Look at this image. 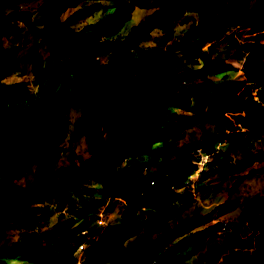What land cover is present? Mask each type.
<instances>
[{"label": "trees", "instance_id": "obj_1", "mask_svg": "<svg viewBox=\"0 0 264 264\" xmlns=\"http://www.w3.org/2000/svg\"><path fill=\"white\" fill-rule=\"evenodd\" d=\"M241 1L114 0L118 26L130 18L135 7L145 8L151 3L153 8L123 37L112 39L109 36L115 30L111 29V22L105 24L99 20L90 26L104 33L99 38L93 37L87 28L73 30L61 20V14L73 6V0H44L41 9L47 11L40 28L31 22L26 10L3 13L1 7L13 6V0H0V54H3L6 26L19 21L44 43L48 56L45 65L38 62L36 49L40 42L34 45L30 55L34 89L4 83L0 74V239L10 225L27 218L37 220L35 213L41 209L40 203L49 197L48 194L61 195L72 212L82 215L80 226L69 228L62 235L47 239L46 243H41L36 233L31 232L8 246L0 245V264H18L19 261L25 264L30 256L36 264H80L75 249L82 243L88 244L82 264L177 263L178 244L174 238L194 222H208L209 214L194 209L190 216L169 222L178 219L184 209V204L179 207L173 204L189 202L192 197L172 191L176 179L168 170H174L184 178L195 172L199 157L189 154L197 147L211 149L204 175L207 178L216 175L219 181L250 168L260 159V153L252 151L253 143L247 134L260 135L264 130V105L253 99L248 86L243 83L224 88L208 76L222 67L228 57L243 53L260 55L257 37L264 31V0H255L248 9L228 20L191 24L180 40L166 46V67L155 68L153 51L144 48L142 43L150 39L154 29L171 27L188 10L199 9L210 18L217 9L224 7L225 2L238 6ZM232 24L245 25L255 33L256 40L239 44L227 37L233 50L226 52L224 57L217 55L211 45L202 49L197 42V37L204 32L209 33L211 40L222 38L227 25ZM176 50H180L178 56L174 53ZM99 54L103 55L102 60H99ZM37 62L45 69L39 68ZM255 74L258 82L264 76V62L256 67ZM193 94L201 108H208L205 113L212 123L226 113H244L245 116L237 121L236 128L222 134H203L196 142L170 148L156 169L135 180L137 174L132 171L136 164H124L126 156L135 151L150 152L153 141L148 140L143 147L139 144L141 137L154 131L159 133V143L167 146L172 134L167 124L175 117L172 112L180 109L186 96ZM70 105L80 110L78 133L90 148V157L82 160L80 155L70 151L67 155L70 167L60 168L64 174L63 183L53 180L48 184L47 174L62 152L63 136L56 130L57 122ZM246 123L250 126L242 130ZM101 134H105L103 140ZM221 139H225L229 147L225 151L215 146ZM234 147L239 154L236 161L232 154ZM27 158L34 164L39 183L22 182ZM79 176L93 178L109 198L121 194L123 213H138L141 233L133 248V258L125 260L127 235L122 232L108 240L88 241L87 235L93 232L87 230L86 215L96 211L102 201L95 198L93 186L84 185L82 191L78 190ZM245 177L236 173L227 189L228 195ZM72 194L80 205L75 203ZM238 218L248 226L250 233L243 248L227 244V264H264V195L249 199ZM219 226L218 223L207 225L192 236L205 237L219 231Z\"/></svg>", "mask_w": 264, "mask_h": 264}, {"label": "rangeland", "instance_id": "obj_2", "mask_svg": "<svg viewBox=\"0 0 264 264\" xmlns=\"http://www.w3.org/2000/svg\"><path fill=\"white\" fill-rule=\"evenodd\" d=\"M62 1L67 2L68 0ZM254 1L242 0L238 6L225 2L224 7L217 9L210 18H207L206 13L199 9L188 10L175 20L171 27L165 30L154 29L151 32L150 39L144 41L142 46L153 51L155 58H153L152 65L155 68L166 67V46L171 42L180 40L191 24L206 22L207 20L213 22L228 20L240 11L248 9ZM43 2L44 0H13V6L3 5L1 11L8 13L13 10H26L30 13L31 22L40 28L47 11V9H41ZM113 3L114 0H73V6L67 8L61 14V20L65 21L73 30L87 28L86 31L94 34L93 37L99 38L104 33L90 26L99 20H103L105 24L111 22V29L115 31L109 38H121L132 25L138 23L153 8L151 3L145 8L135 7L130 14V18L123 25L118 26L116 25L118 15H116ZM112 17H114V21H112ZM258 36L257 41L260 42L258 47L261 50L258 57L250 56L247 53L234 58L228 57L225 64L216 68L208 77L216 85L224 88H233L243 83L248 86L253 99L264 105V88L259 89L264 84V76L258 82L255 79L256 67L264 62V31ZM227 37H232L233 41L239 44H246L256 40L255 33L248 27L232 24L227 25V31L222 38L211 40L209 33L204 32L197 37V42L202 45V49H206L207 46L211 45L217 55L224 57L226 52L231 53L233 50L229 47L230 41L226 39ZM38 42H40L39 38L32 34L22 22H14L6 26L5 37L3 38V54H0L2 82L7 84L17 83L24 86L26 90L35 88V77L31 68L30 55L34 51V45ZM44 49V43L40 42V46L36 51L38 52L37 61L43 62L45 65L48 56L45 53L46 49L45 51ZM174 53L178 56L180 50H176ZM98 57L99 60L103 59L101 54ZM250 60L252 63H250ZM38 62V67L45 69ZM189 67L192 68L193 65H189ZM207 110L208 108H201L200 103L195 100L194 94L186 96L180 109L173 110L174 119L168 124L165 122L172 132L167 146L159 143L157 139L159 138L158 131L141 137L139 147L146 146L148 140L153 141L150 145V152L140 153L135 151L128 154L126 160H124L126 165L129 162L136 164L132 171L133 174H137L135 180L149 175L156 169L161 162L162 156L170 148L178 147L185 142H196L202 138L203 134H222L231 128H236L237 121L245 116L244 113H226L220 116L216 123H212L211 118L205 113ZM79 114V108L75 105H70L65 115L57 122L56 130L63 136L62 152L59 154L51 172L47 174L48 184L53 180L63 183L64 174H62L60 168L70 167L71 161L67 160V155L70 151H73L74 155H80L82 160L90 157V148L85 143L83 136L78 133ZM249 126L250 124L248 123L243 124L242 130H246ZM247 135L253 143L252 151L259 152L260 159L253 163L250 168L242 172H236L244 174L246 177L237 185L236 190L231 195H228L227 189L235 179L236 173L227 175L222 181H219L216 175L209 178L204 175L211 152L209 148L208 150L205 149L202 155L206 156V159L203 161L198 159V169L189 176L184 178L179 176L174 170H168V173L172 172L173 177L176 179V183L171 187L172 191L176 194L192 197L189 202L172 203L176 207L184 204V209L178 219H171L169 222H177L190 216L194 209L201 214H209L208 222L202 224L194 222L174 238L178 244L175 251L177 253L176 264H227L229 261L227 244L229 243L228 245L233 248L240 249L244 247V240L250 233V229L245 223L239 221L238 214L249 199L264 195V143H262L264 130L260 132V135ZM104 138L105 134H101L100 139L103 140ZM215 146L217 149L222 148L218 150L223 151L229 148L227 144H218V141L215 142ZM232 154L236 161L239 158V154L235 147ZM199 157L201 158V156ZM76 161L74 162L76 163ZM77 181L79 191H82L84 185L93 186L96 188L95 198L102 201L101 206L96 211L86 215L87 230H92L93 232L87 235L88 241L108 240L122 232L127 235L124 242L125 260L133 258V248L141 233L138 213L129 211L123 213L124 201L122 195L120 194L116 198H109L106 196L104 189L100 188L93 178L85 179V177L79 176ZM22 182L39 183V179L34 173V164L29 158L25 160ZM48 196V198L42 200L40 203L42 204L40 206L41 209L35 213L38 215V219L30 221L27 218L23 222L10 225L5 230V235L0 239L1 246H8L31 232L36 233L41 243H46L47 239L60 236L67 229L82 224V215L72 212L61 195L48 194ZM74 199L75 203L80 205L81 202L78 198L75 197ZM101 207H103V210L99 211ZM98 214L103 220L102 226L96 221ZM126 219L128 220L127 222H125ZM221 221L226 222L224 230H219L202 238L192 236L193 232L207 225L220 224ZM79 233L83 232L79 231ZM82 244V247L79 248L77 245L78 247L75 249V256L80 264L84 261V251L88 245L87 243ZM24 262L25 264L37 263L31 259V256L26 258ZM18 264H22V262L19 261ZM53 264L56 263L53 262Z\"/></svg>", "mask_w": 264, "mask_h": 264}, {"label": "built area", "instance_id": "obj_3", "mask_svg": "<svg viewBox=\"0 0 264 264\" xmlns=\"http://www.w3.org/2000/svg\"><path fill=\"white\" fill-rule=\"evenodd\" d=\"M179 85H181V83H179ZM259 89H260V88H259ZM225 143H226V140H225V139H221V140H219V142H218V144H225ZM205 149L208 150V148H205V147H197V148H195V149L189 154V156H194V157H199V156H201V158L199 157V161H200V160L203 161V160L206 159V156H202L203 153H204V151H205ZM96 221H97V223L100 224V225L103 223V220H102V218H101L100 216L97 218ZM225 226H226V222H225V221H221V222H220V226H219V230H220V231L224 230V229H225ZM82 245H83V244H80V245H79V248L82 247Z\"/></svg>", "mask_w": 264, "mask_h": 264}, {"label": "crops", "instance_id": "obj_4", "mask_svg": "<svg viewBox=\"0 0 264 264\" xmlns=\"http://www.w3.org/2000/svg\"><path fill=\"white\" fill-rule=\"evenodd\" d=\"M102 210H103V207H101L99 211H102ZM96 216H97V215H96ZM99 216H100V215L98 214L97 217H99ZM100 226H102V224H101Z\"/></svg>", "mask_w": 264, "mask_h": 264}]
</instances>
